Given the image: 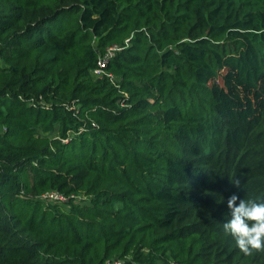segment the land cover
<instances>
[{
	"label": "trees",
	"instance_id": "16d2710c",
	"mask_svg": "<svg viewBox=\"0 0 264 264\" xmlns=\"http://www.w3.org/2000/svg\"><path fill=\"white\" fill-rule=\"evenodd\" d=\"M232 194L264 202V0H0V264H264Z\"/></svg>",
	"mask_w": 264,
	"mask_h": 264
},
{
	"label": "clouds",
	"instance_id": "9594fccd",
	"mask_svg": "<svg viewBox=\"0 0 264 264\" xmlns=\"http://www.w3.org/2000/svg\"><path fill=\"white\" fill-rule=\"evenodd\" d=\"M232 183L240 187L241 182L235 179ZM227 207L231 218L223 224V229L234 239L239 251L245 256L264 252V202L240 199L232 194Z\"/></svg>",
	"mask_w": 264,
	"mask_h": 264
},
{
	"label": "built area",
	"instance_id": "2783aa9c",
	"mask_svg": "<svg viewBox=\"0 0 264 264\" xmlns=\"http://www.w3.org/2000/svg\"><path fill=\"white\" fill-rule=\"evenodd\" d=\"M129 40H126V42H128ZM122 48L121 47H118L117 45H113V46H110L106 49V51L104 52L103 55L99 56L98 60H97V66L95 67V69L93 70V74L96 76V77H99V78H107L111 83L115 84V76L108 72L106 70L107 66H108V63L109 61L114 57L115 53L117 51H120ZM47 198H50V199H55V200H61V201H66L67 199L58 194V193H48L45 195ZM106 264H123V262H120V261H109L107 262Z\"/></svg>",
	"mask_w": 264,
	"mask_h": 264
},
{
	"label": "rangeland",
	"instance_id": "374dc122",
	"mask_svg": "<svg viewBox=\"0 0 264 264\" xmlns=\"http://www.w3.org/2000/svg\"><path fill=\"white\" fill-rule=\"evenodd\" d=\"M222 212H224L223 209H222ZM220 214H221V213H220ZM224 223H225V219H224L223 216L221 215V222H220V225L223 226ZM225 262H226V260H225Z\"/></svg>",
	"mask_w": 264,
	"mask_h": 264
}]
</instances>
